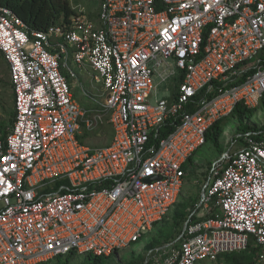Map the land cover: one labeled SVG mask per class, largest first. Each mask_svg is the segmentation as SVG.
<instances>
[{"label": "built area", "instance_id": "built-area-1", "mask_svg": "<svg viewBox=\"0 0 264 264\" xmlns=\"http://www.w3.org/2000/svg\"><path fill=\"white\" fill-rule=\"evenodd\" d=\"M72 8L70 22L30 30L0 5L14 109L0 125V264L110 256L138 241L175 207L210 126L264 94V0H100L95 19ZM76 85L99 108L80 105ZM105 116L111 140L83 142ZM259 133H246L204 183L199 204L210 215L191 213L152 264L216 261L251 239L264 264Z\"/></svg>", "mask_w": 264, "mask_h": 264}, {"label": "trees", "instance_id": "trees-1", "mask_svg": "<svg viewBox=\"0 0 264 264\" xmlns=\"http://www.w3.org/2000/svg\"><path fill=\"white\" fill-rule=\"evenodd\" d=\"M0 5H5L10 7L26 24L28 29H35V30H43L46 29L48 26L53 24H60V23H68L71 21L73 15L75 14V10L72 8L68 0H0ZM0 57L3 59L2 53L0 52ZM4 60V59H3ZM12 103H13V94L11 91ZM84 106V105H83ZM94 106V105H93ZM85 107H90L86 106ZM3 109L7 115V120L0 123L3 128H6L8 124L12 122L14 109L12 104V109L7 110L5 109V102L0 97V110ZM260 111L264 116V94L260 99L259 105L256 107H247L242 102H238L232 113L227 116L231 117V119L236 120L237 122V130L240 133L236 138L243 140V136L250 132L253 136H257L260 134L259 132L264 129V121L260 126V130H257L255 126L249 123V120L255 115L256 111ZM219 119L215 121L210 128L206 131L205 141L211 142L214 151L219 154L224 150L219 145V138L224 130V119ZM107 131L108 142L111 140L112 137V128L108 121V117H105L103 123L100 125L99 129L91 134L83 133L82 141L85 143L89 137L94 136L97 133H102ZM5 132V131H4ZM235 137H232L234 140ZM107 142V143H108ZM192 160V155L187 159L184 169L185 171L188 169V164H190ZM226 158L221 159V163L226 162ZM211 161L207 162V168L204 172V182L205 183L209 176L212 174ZM196 207V204L193 205V209ZM190 211L187 214H180L176 212L174 215L175 223L179 227L178 233L176 237L171 238V234L173 230L169 233H163V236L160 239H155V241H151L148 244V249L150 252L148 254H138L136 256H132L127 261L123 262L122 264H143L144 260L147 258V262L145 264H152L151 256L155 252L157 248L164 246L168 243L175 241L182 232V227L184 222L190 215ZM209 213H206L204 217L209 216ZM194 216V214H192ZM261 248L255 244L254 240L251 239L246 249L241 251H232V252H225L218 256L216 260V264H255V260L259 252H261ZM112 256V255H110ZM110 256H102V255H95L92 253L87 254H80L74 251H70L63 256H57L42 262H38L36 264H71L75 258L79 257V261L77 264H103L105 257Z\"/></svg>", "mask_w": 264, "mask_h": 264}, {"label": "rangeland", "instance_id": "rangeland-1", "mask_svg": "<svg viewBox=\"0 0 264 264\" xmlns=\"http://www.w3.org/2000/svg\"><path fill=\"white\" fill-rule=\"evenodd\" d=\"M70 5L74 8L83 7L85 12L91 17L96 18L100 0H68ZM75 71H77L78 75L82 78L84 85L88 83L86 71H79L75 65H73ZM166 84H160L157 86V95L166 96ZM11 84L7 69L6 62L0 57V97L5 102V109H12V97H11ZM74 93H76V97L80 102H83L84 105L89 106L88 97L83 95L79 86H74ZM90 96L92 95L94 98H97L99 102H103L105 99V94L99 88L89 87L87 90ZM91 100L89 99V102ZM93 109L99 108V104L90 105ZM107 117V116H105ZM7 115L3 109L0 110V123L7 120ZM264 121V116L260 111H256L255 115L249 120V123L256 127L257 130H260V126ZM224 130L219 138V145L224 150L219 154L214 151V147L211 142H205L199 148L195 150L192 155V160L190 164H188V174L184 177V182L182 186L181 193L178 197V203L175 207L167 213V215L157 223L151 230L145 233V235L139 239L138 241L128 245L127 247L119 250L117 254H114L110 257H105L103 264H122L123 262L130 259L132 256H136L138 254H148V244L151 241H155V239H160L163 236V233H169L173 230L171 234V238L176 237L178 233V226L175 223L174 215L176 212H180L187 205H189V198H194V201L199 200V189L200 185L204 184V172L207 168V162L211 161L212 169L211 173L217 168L218 165L224 164L221 163L222 158H226L228 153L235 148L241 146V139L236 138L240 133L237 130V122L236 120H232L231 117H227L224 119ZM107 131H104L99 134H95L92 138H88L87 142L94 145H104L108 142ZM232 137H235L232 140ZM190 206V205H189ZM188 207V206H187ZM177 208V209H176ZM186 209V208H185ZM79 261V257L75 258V260L71 264H77ZM195 264H216V261L213 260H199Z\"/></svg>", "mask_w": 264, "mask_h": 264}, {"label": "crops", "instance_id": "crops-1", "mask_svg": "<svg viewBox=\"0 0 264 264\" xmlns=\"http://www.w3.org/2000/svg\"><path fill=\"white\" fill-rule=\"evenodd\" d=\"M80 77V76H79ZM81 78V77H80ZM82 79V78H81ZM89 87H92V85L88 82L86 85H85V88H86V93H87V90H89ZM94 88V87H93ZM82 91V90H81ZM74 93V92H73ZM82 93H83V95H85L84 94V92L82 91ZM74 96H75V98H76V100L80 103V105H84L83 104V102H80L79 100H78V98L76 97V93H74ZM85 96H87V95H85ZM88 97V96H87ZM88 104L89 105H92L91 104V102H89V99H88ZM13 104V103H12ZM84 107H85V105H84ZM91 107V106H90ZM188 172V169L186 170V174H188L187 173ZM183 182H184V180H183ZM182 186H183V183H182ZM182 186H181V189H180V192H179V194L181 193V190H182ZM203 186H204V184H201L200 185V189H199V198H201V190H202V188H203ZM178 197H179V195H178ZM195 199L194 198H189V205H187L184 209H182L180 212L178 211V213H180V214H187L189 211L192 213V214H194V216H204L205 214H206V212H207V210H206V208L205 207H203V206H200V204H199V200H197V201H194ZM177 203H178V200H177ZM176 203V204H177ZM194 204H196V207L193 209V205ZM177 209V208H176ZM190 213V214H191ZM207 213H209V212H207ZM184 224H185V222H184ZM149 251L150 250H148V253H149Z\"/></svg>", "mask_w": 264, "mask_h": 264}, {"label": "water", "instance_id": "water-1", "mask_svg": "<svg viewBox=\"0 0 264 264\" xmlns=\"http://www.w3.org/2000/svg\"><path fill=\"white\" fill-rule=\"evenodd\" d=\"M204 194V188H202V190H201V196ZM185 225V224H184ZM184 225H183V227H182V231L184 230ZM182 233V232H181ZM161 247H163V246H161ZM147 262V258L144 260V263L143 264H145Z\"/></svg>", "mask_w": 264, "mask_h": 264}]
</instances>
